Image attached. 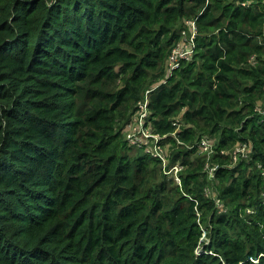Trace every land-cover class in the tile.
<instances>
[{
  "label": "trees",
  "instance_id": "16d2710c",
  "mask_svg": "<svg viewBox=\"0 0 264 264\" xmlns=\"http://www.w3.org/2000/svg\"><path fill=\"white\" fill-rule=\"evenodd\" d=\"M186 18L195 57L162 82ZM157 83L181 186L123 135ZM263 97L264 0H0V264H264ZM205 133L253 143L212 158L223 213L185 145Z\"/></svg>",
  "mask_w": 264,
  "mask_h": 264
},
{
  "label": "built area",
  "instance_id": "2783aa9c",
  "mask_svg": "<svg viewBox=\"0 0 264 264\" xmlns=\"http://www.w3.org/2000/svg\"><path fill=\"white\" fill-rule=\"evenodd\" d=\"M197 31L195 19L186 18L180 30V38L172 46L166 60L164 66L166 79L162 82H165L173 75L184 61L188 62L194 59ZM159 84H153L144 91L142 97L137 102V108L124 125L123 135L129 146L160 159L163 173L181 186L182 178L180 172L184 168V165L179 160L171 161L172 143L166 139L167 134H161L155 130L152 110L149 107L150 93ZM254 110L260 117L259 121L264 123V97L256 103ZM173 124L176 125V129L170 134L176 138L178 145L184 144L177 136V130L181 126L180 120L178 118L173 119ZM185 145L187 148H195L196 154L200 155L204 161L202 172L208 181L204 186V194L207 197L213 198L218 212H226L227 206L213 189L212 183L219 165L217 162L212 161V158L217 153L227 154L230 158L229 166H234L241 160L252 158L253 143L250 141H238L230 148L219 147L218 138L205 133L200 135L194 143ZM262 195L264 196V191ZM201 227L204 232L203 235H205L207 229L203 225Z\"/></svg>",
  "mask_w": 264,
  "mask_h": 264
},
{
  "label": "rangeland",
  "instance_id": "374dc122",
  "mask_svg": "<svg viewBox=\"0 0 264 264\" xmlns=\"http://www.w3.org/2000/svg\"><path fill=\"white\" fill-rule=\"evenodd\" d=\"M136 150L132 149L131 153L134 154ZM192 158H194V155L192 156ZM205 243L208 241L207 240V236L203 235V239H202Z\"/></svg>",
  "mask_w": 264,
  "mask_h": 264
}]
</instances>
